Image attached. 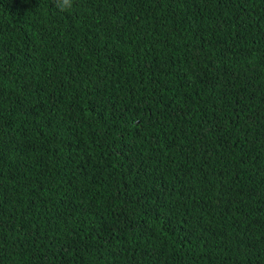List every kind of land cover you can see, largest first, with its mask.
<instances>
[{"label": "trees", "instance_id": "obj_1", "mask_svg": "<svg viewBox=\"0 0 264 264\" xmlns=\"http://www.w3.org/2000/svg\"><path fill=\"white\" fill-rule=\"evenodd\" d=\"M0 264H264V0H0Z\"/></svg>", "mask_w": 264, "mask_h": 264}, {"label": "clouds", "instance_id": "obj_2", "mask_svg": "<svg viewBox=\"0 0 264 264\" xmlns=\"http://www.w3.org/2000/svg\"><path fill=\"white\" fill-rule=\"evenodd\" d=\"M73 0H55V6L60 11H67L72 7Z\"/></svg>", "mask_w": 264, "mask_h": 264}]
</instances>
